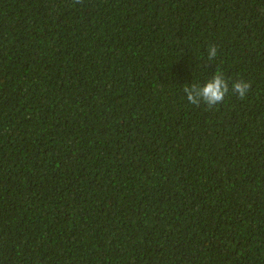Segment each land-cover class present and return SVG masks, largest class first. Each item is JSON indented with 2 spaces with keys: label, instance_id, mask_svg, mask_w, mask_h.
Wrapping results in <instances>:
<instances>
[{
  "label": "trees",
  "instance_id": "16d2710c",
  "mask_svg": "<svg viewBox=\"0 0 264 264\" xmlns=\"http://www.w3.org/2000/svg\"><path fill=\"white\" fill-rule=\"evenodd\" d=\"M0 264H264V0H0Z\"/></svg>",
  "mask_w": 264,
  "mask_h": 264
},
{
  "label": "clouds",
  "instance_id": "9594fccd",
  "mask_svg": "<svg viewBox=\"0 0 264 264\" xmlns=\"http://www.w3.org/2000/svg\"><path fill=\"white\" fill-rule=\"evenodd\" d=\"M80 3V0H76ZM218 49L215 45H210L207 50L208 64L217 57ZM251 88V84L244 80H238L231 83V91L239 98L244 99ZM184 92L187 94V100L193 105L204 103L208 108L220 104L224 101L225 96L230 91L229 81L225 79L222 73L213 75L212 79L207 81L203 86L191 84L185 87Z\"/></svg>",
  "mask_w": 264,
  "mask_h": 264
}]
</instances>
